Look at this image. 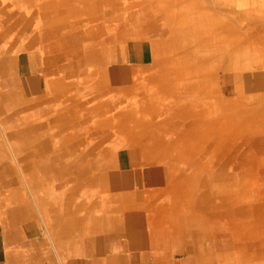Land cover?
Wrapping results in <instances>:
<instances>
[{
    "label": "crops",
    "instance_id": "obj_1",
    "mask_svg": "<svg viewBox=\"0 0 264 264\" xmlns=\"http://www.w3.org/2000/svg\"><path fill=\"white\" fill-rule=\"evenodd\" d=\"M19 2L28 24L0 26V264H253L228 240L221 188L152 162L166 145L198 154L193 141L117 132L119 90L154 60L143 27L119 20L135 1Z\"/></svg>",
    "mask_w": 264,
    "mask_h": 264
},
{
    "label": "bare ground",
    "instance_id": "obj_2",
    "mask_svg": "<svg viewBox=\"0 0 264 264\" xmlns=\"http://www.w3.org/2000/svg\"><path fill=\"white\" fill-rule=\"evenodd\" d=\"M146 2L126 5L124 11L128 13L119 17L124 24L133 23L134 32L143 27L141 32L155 48L153 62L140 67L145 70L144 75L137 76L138 80L119 90L123 97L119 101L124 100L128 112L117 117L128 121L118 123L117 132L124 137L151 141L163 139L171 143L177 139L181 140L182 147L193 141L198 154H180L166 145L162 148L165 156L158 154L152 162L171 171L181 165V172L198 173L197 180L201 182L203 175L208 176L218 185L221 190H217L216 196L224 202H220L222 205L217 213L229 219L231 247L252 253V260L246 262L264 264V203L259 202H264V192L256 190L257 202L253 204L240 206L235 203V197L242 194L244 185L253 181L252 177L262 175L264 188V97L256 96L250 106H244L238 95L241 91L227 86L234 80L227 71L237 70L242 54L240 43H234L236 31L231 33L213 12L209 14L199 9L193 0H172L169 3L173 8L171 14L167 16L164 12L165 17L151 14L153 0ZM20 4L19 0H0V26L14 28L19 23L28 24L23 20L18 23L15 19L13 10ZM91 19L87 21L99 22L96 17ZM106 29H102V35L107 32L110 36V27ZM127 33L119 29L118 38L123 39ZM85 34L69 38L82 41L88 37ZM121 46L118 45V55L124 51V44ZM236 49L238 57L231 54ZM227 51L228 54L217 57L218 53ZM155 60L156 64H161L152 70ZM218 72L224 74L219 76ZM241 77L242 90L258 91L264 86L258 81L249 85V77ZM258 77V74L254 75V78ZM232 94L235 99L228 98ZM56 127L58 129L60 125ZM261 255L263 257L259 258Z\"/></svg>",
    "mask_w": 264,
    "mask_h": 264
},
{
    "label": "rangeland",
    "instance_id": "obj_3",
    "mask_svg": "<svg viewBox=\"0 0 264 264\" xmlns=\"http://www.w3.org/2000/svg\"><path fill=\"white\" fill-rule=\"evenodd\" d=\"M4 1L9 2L12 0ZM134 1L135 4L143 5L147 3V0ZM170 2H172V0H153L150 13L165 17L163 14L165 12L167 13V16H169L171 14L170 11L173 9L170 7L171 5H169ZM193 4L199 9H204V11L209 14H212L213 12L219 21L224 22L225 26L231 31V33L236 31V40L234 43H240L242 54L240 56L241 60L238 61L237 70L231 69L230 71H227L229 76L234 77V80L228 82L227 86L230 89L236 88L241 91L238 95L244 106H250L254 102L256 96L263 98L264 86L258 91H255V89L254 91L249 92L245 89L242 90L243 78L241 76L249 77V81L247 82L249 85H252L257 81L260 85H264V0H193ZM153 47L155 48V45H153ZM228 53V51L218 53L217 57H222ZM231 54L238 57V50H232ZM156 61L157 60H155L152 65V70L158 69L159 64H161V62L156 64ZM187 62H190V60ZM228 64L231 66L233 65L231 62ZM223 74L224 73L222 72H218L219 76H222ZM255 74L259 75L258 79L254 78ZM136 80H138V77H135L133 81L135 82ZM224 98L226 99V97ZM228 98L235 99V94L228 96ZM183 175H185V173L181 172L179 178H181V184L185 185L187 184V179L183 177ZM252 179L253 181L251 182L250 180L249 185H244L245 190H242V194L235 197V203L240 206L257 202V199L255 198L256 190L257 192H264L261 190L264 189L262 188V175H260V177H252ZM174 180L175 179L172 181ZM259 202L260 204L264 203L261 200H259ZM230 261H233L232 257L230 258Z\"/></svg>",
    "mask_w": 264,
    "mask_h": 264
}]
</instances>
